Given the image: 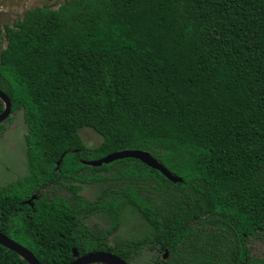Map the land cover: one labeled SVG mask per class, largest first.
<instances>
[{
  "label": "trees",
  "instance_id": "16d2710c",
  "mask_svg": "<svg viewBox=\"0 0 264 264\" xmlns=\"http://www.w3.org/2000/svg\"><path fill=\"white\" fill-rule=\"evenodd\" d=\"M4 36L0 89L23 114L27 174L0 186V232L40 264H70L74 249L131 263L146 244L149 264H258L264 0H65L27 10ZM85 127L100 145H85ZM126 149L150 152L183 181L132 158L84 163ZM103 180L123 192L80 195ZM126 206L148 233L112 242ZM95 214L110 229L89 227ZM0 264L29 263L0 244Z\"/></svg>",
  "mask_w": 264,
  "mask_h": 264
},
{
  "label": "rangeland",
  "instance_id": "374dc122",
  "mask_svg": "<svg viewBox=\"0 0 264 264\" xmlns=\"http://www.w3.org/2000/svg\"><path fill=\"white\" fill-rule=\"evenodd\" d=\"M65 0H0V49L6 47L7 40L4 36L5 26H14L21 20L25 12L37 6H49L57 9ZM10 118V119H9ZM0 128V186L14 182L18 178L27 174L26 164V125L23 120L22 111L12 113ZM79 136L86 146L92 148L100 145L103 138L92 128L85 127L79 130ZM110 171H114L111 169ZM106 173V177L112 174ZM104 175V174H103ZM121 184L111 180H103L102 183H89L81 185L80 195L86 200L94 201L101 194L108 192L115 196L116 192H123ZM60 193V191H58ZM62 194L68 196V192L62 191ZM118 195V194H117ZM125 198L123 194H119ZM122 211V222L115 230L110 239L130 240L134 237L140 238L148 233V225L138 216V214L127 206ZM89 227H97L102 230L110 229L111 222L108 216L104 214H95L86 220ZM23 245V244H22ZM146 244L143 253L137 255L131 264H149L153 253L148 250ZM252 256L258 264H264V235L261 238H254L251 242Z\"/></svg>",
  "mask_w": 264,
  "mask_h": 264
},
{
  "label": "water",
  "instance_id": "95a60500",
  "mask_svg": "<svg viewBox=\"0 0 264 264\" xmlns=\"http://www.w3.org/2000/svg\"><path fill=\"white\" fill-rule=\"evenodd\" d=\"M0 99L4 103V110L0 113V124L7 120L12 114V101L10 97L0 89ZM137 159L148 167L155 169L162 173V175L173 183L182 182L183 178L173 174L167 167L159 162L150 152L144 150H121L111 153L101 159L93 161H84L86 165L92 167H101L103 164H110L115 161L123 159ZM62 158L58 161L57 167L59 168ZM38 196L33 195L31 199L26 200L24 203L33 205L32 201L37 200ZM0 244L9 250L16 252L29 264H40L35 254L26 246L10 238L4 233L0 232ZM73 256L75 258L70 264H131L122 257L107 251H90L84 255H80L79 252L74 249ZM168 251L165 252L164 258H167Z\"/></svg>",
  "mask_w": 264,
  "mask_h": 264
}]
</instances>
